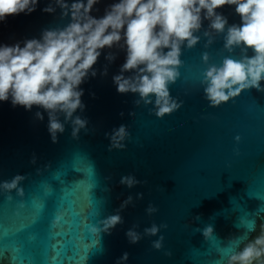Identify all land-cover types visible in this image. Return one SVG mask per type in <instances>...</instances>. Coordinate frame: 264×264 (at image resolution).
Returning <instances> with one entry per match:
<instances>
[{
  "label": "water",
  "instance_id": "water-1",
  "mask_svg": "<svg viewBox=\"0 0 264 264\" xmlns=\"http://www.w3.org/2000/svg\"><path fill=\"white\" fill-rule=\"evenodd\" d=\"M50 2L40 0L31 14L8 16L0 23V44L39 38L44 29L66 25L70 17L61 19V9L43 11ZM114 2L101 0L92 15L102 17ZM217 11L230 25L241 22L235 6ZM208 25L205 20L198 33L200 43L184 50L182 76L170 86L183 106L163 118L152 106L137 107L135 94L117 92L112 77L125 62V52L118 49L105 48L94 66L98 75L81 85L86 108L77 115L89 124L79 139L67 124L53 143L46 112L40 121L35 114L42 109L27 111L0 102V181L17 174L26 177L22 196L13 190L9 200V193L0 191L4 264L13 256L18 257L13 264H50L51 243L66 245L70 255L87 245V264H117L125 252L128 264H218L220 249L244 235V220L256 221L248 239L259 234L264 224V217L256 215L264 210V92L253 88L220 107L209 106L200 86L207 67L202 54L210 53V62L216 64L231 54L224 51L223 35L205 47ZM110 51L116 55L114 62L105 59ZM105 68L107 76L100 74ZM120 125L128 126L130 138L125 148L109 150L106 133ZM129 174L141 181L131 189L120 184ZM129 196L134 203L120 210ZM150 204L158 209L152 215L146 212ZM118 210L123 223L111 234L91 232ZM153 224L167 227L157 236L129 243L128 229L139 225L137 231L143 233ZM208 226L214 229L211 239L203 235ZM160 236L163 246L156 249L153 241Z\"/></svg>",
  "mask_w": 264,
  "mask_h": 264
},
{
  "label": "clouds",
  "instance_id": "clouds-1",
  "mask_svg": "<svg viewBox=\"0 0 264 264\" xmlns=\"http://www.w3.org/2000/svg\"><path fill=\"white\" fill-rule=\"evenodd\" d=\"M100 3L101 0L71 3L51 0L43 11L55 13L57 8L61 9V19L70 17L66 25L44 29L39 38L0 44V102H10L13 107L27 111L34 106L42 109L35 114L40 121L46 112L53 143L58 142L67 124L72 127L74 139H79L81 131L88 129L89 121L77 115L86 108L81 85L98 75L94 66L105 48L125 52L119 74L112 77L118 93L135 94L136 106H152L150 110L159 118L179 110L183 101L171 94L170 86L182 76L184 50L200 43L198 33L205 20L209 21L208 30L203 32L208 38L205 47H210L216 36L223 35L224 51L231 54L224 56L219 64L210 62L212 56L207 51L202 54L207 67L202 72L200 86L209 106L220 107L253 88L264 92V0H115L97 18L92 12ZM39 4L40 0H0V23L11 15L31 14ZM225 5L235 6L240 23L230 25L228 18L217 11ZM105 59L114 62L116 55L110 51ZM100 74L107 76V68ZM106 136L110 140L109 150L123 149L130 132L128 126L120 125ZM25 179L17 174L0 181V191L9 193V200L13 190L22 196ZM140 183L133 174L120 179V184L130 189ZM137 196L143 199V193ZM133 203L134 198L129 196L120 210ZM120 210L93 225L91 232L99 237L101 233L111 234L123 223ZM157 211L151 204L146 208L149 215ZM244 222L250 225V232L256 230L255 220ZM138 227L134 225L126 232L130 244L139 243L144 235L157 236L160 228L167 225L153 224L143 233L137 231ZM203 235L206 239L213 238V227H206ZM163 239L160 236L153 241V247L161 249ZM244 241L236 237L220 249L218 264H264V224L255 238ZM128 260L129 253L125 252L117 264H128Z\"/></svg>",
  "mask_w": 264,
  "mask_h": 264
},
{
  "label": "snow or ice",
  "instance_id": "snow-or-ice-1",
  "mask_svg": "<svg viewBox=\"0 0 264 264\" xmlns=\"http://www.w3.org/2000/svg\"><path fill=\"white\" fill-rule=\"evenodd\" d=\"M264 210H261V208L257 211L256 215L259 216L260 218L264 217ZM247 221V220H244ZM243 228L246 229L244 231V235L242 238L244 240L248 239L249 236V227L250 225H247L245 222L243 223ZM17 251V250H14ZM88 246L86 245L83 249L80 251L76 252L75 255H70L67 250L66 245H60V244H55L51 243L50 249H49V256L48 260L50 264H87L88 260ZM6 255V252H0V264H4V256ZM18 259V257L13 256L9 260V264H13V261Z\"/></svg>",
  "mask_w": 264,
  "mask_h": 264
}]
</instances>
